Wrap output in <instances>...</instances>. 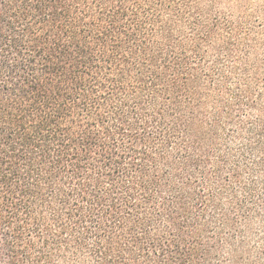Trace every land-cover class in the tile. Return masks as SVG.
Returning a JSON list of instances; mask_svg holds the SVG:
<instances>
[{"label": "trees", "instance_id": "16d2710c", "mask_svg": "<svg viewBox=\"0 0 264 264\" xmlns=\"http://www.w3.org/2000/svg\"><path fill=\"white\" fill-rule=\"evenodd\" d=\"M0 264H264V0H0Z\"/></svg>", "mask_w": 264, "mask_h": 264}]
</instances>
